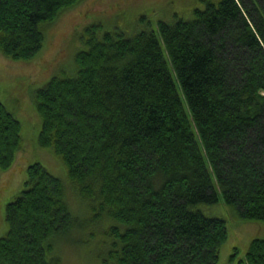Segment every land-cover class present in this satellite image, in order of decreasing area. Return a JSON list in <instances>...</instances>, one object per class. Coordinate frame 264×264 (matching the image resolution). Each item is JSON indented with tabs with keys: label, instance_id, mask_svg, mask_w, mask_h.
<instances>
[{
	"label": "trees",
	"instance_id": "16d2710c",
	"mask_svg": "<svg viewBox=\"0 0 264 264\" xmlns=\"http://www.w3.org/2000/svg\"><path fill=\"white\" fill-rule=\"evenodd\" d=\"M80 1L0 0V54L31 60L43 27ZM200 1L132 34L91 23L74 75L35 92L37 144L64 165L86 219L60 179L28 165L5 206L0 264H58L71 232L99 264H217L226 224L201 205L220 196L240 221L264 222V0ZM20 130L0 102L1 173ZM237 264H264V238Z\"/></svg>",
	"mask_w": 264,
	"mask_h": 264
},
{
	"label": "rangeland",
	"instance_id": "374dc122",
	"mask_svg": "<svg viewBox=\"0 0 264 264\" xmlns=\"http://www.w3.org/2000/svg\"><path fill=\"white\" fill-rule=\"evenodd\" d=\"M92 1L93 10L89 8V0H82L63 12L55 22L44 26L43 45L31 60L13 61L0 54V102L20 123L22 138L15 162L0 172V237L8 228L5 206L24 189L26 168L36 162L63 182L65 200L72 215L80 222L86 219L83 203L69 184L64 165L49 149L37 144L40 117L34 98L35 92L52 77L74 75L75 55L87 48L81 38L83 30L91 23L99 22L106 30L118 26L132 34L144 27L155 29L159 21L171 22L175 16L187 15V10L203 7L200 0ZM200 208L206 216L221 218L226 224L227 238L219 248L217 264H237L244 258L252 239L264 238V222L240 221L232 209L223 204L220 196L215 204ZM84 236V232H71L65 238L57 239L54 254L59 255L58 264H99L95 252L87 254L90 246H86L89 242L86 243ZM84 241L80 247L78 243ZM96 242L97 238H94L91 245Z\"/></svg>",
	"mask_w": 264,
	"mask_h": 264
}]
</instances>
